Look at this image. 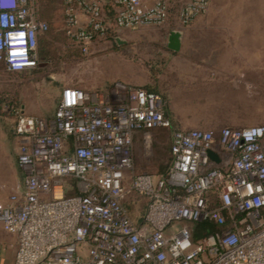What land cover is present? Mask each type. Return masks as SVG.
<instances>
[{
  "label": "built area",
  "instance_id": "obj_1",
  "mask_svg": "<svg viewBox=\"0 0 264 264\" xmlns=\"http://www.w3.org/2000/svg\"><path fill=\"white\" fill-rule=\"evenodd\" d=\"M105 1L64 0L66 34L82 52L106 31ZM210 2L182 0L177 23L191 24ZM174 3L111 0L112 26L162 25ZM47 29L37 0H0V62L34 68ZM164 104L114 81L63 87L49 116L17 110L22 183L0 200V226L17 239L14 264H264V125L175 129L165 173H136L134 136L170 127ZM134 196L145 199L140 222L125 206ZM188 221L219 230L195 243Z\"/></svg>",
  "mask_w": 264,
  "mask_h": 264
},
{
  "label": "rangeland",
  "instance_id": "obj_2",
  "mask_svg": "<svg viewBox=\"0 0 264 264\" xmlns=\"http://www.w3.org/2000/svg\"><path fill=\"white\" fill-rule=\"evenodd\" d=\"M181 1L175 0L164 24L114 29L96 38L86 53L62 31L61 0L37 1L38 14L45 12L50 25L43 46L45 57L38 56L37 65L23 72H10L0 63V198L22 183L15 155L17 137L12 133L17 110L49 116L66 86L102 89L122 81L148 86L163 97L172 125L151 131L149 152L141 140L135 143L136 173L167 169L175 129L201 128L216 134L226 126L264 125V0H249L250 12L256 5L258 15L256 39L246 34L244 23L227 21L208 28L201 16L195 19L182 36L181 46L202 51L189 55L188 62L184 56L176 60L168 48L169 33L182 29L175 17ZM135 200L128 209L137 220L145 200ZM184 224L176 223L178 227ZM5 234L0 226V241ZM4 247L0 245L1 264H5Z\"/></svg>",
  "mask_w": 264,
  "mask_h": 264
},
{
  "label": "crops",
  "instance_id": "obj_3",
  "mask_svg": "<svg viewBox=\"0 0 264 264\" xmlns=\"http://www.w3.org/2000/svg\"><path fill=\"white\" fill-rule=\"evenodd\" d=\"M226 1H228V0H211L210 6H209L206 14L199 15V16H201L202 21L203 20L206 21V25L208 28L209 27L210 28L217 27L220 23H225L227 21L228 22L232 21V23H233V21H237L238 23H244L245 24L244 31L246 32V34L250 38L256 39L257 33H258V29H257V25H256L257 16H258L256 14V5L254 7L252 5L253 9H252V12H250L251 6L249 4V0H230V2H231L230 4L227 3ZM199 16H197L195 19H197ZM235 16L238 17L237 20L234 19ZM85 18L86 17L84 14L79 15V19L81 21H84ZM215 24L217 26H213ZM179 27H181L182 29H179L178 31H180L181 35L183 36L184 33L186 32V30L190 27V24L186 25V26H180L179 25ZM230 29H231V31L234 30L233 27H231ZM181 39H182V37H181ZM169 51L174 57H176V60L181 59L180 57L184 56L183 57L184 61L188 62V61H190L189 55H192L194 53H201L202 50H201V48H189V47H183L180 45L178 50L169 49ZM206 52L211 53L209 50H206ZM253 67H254V65H253ZM235 69L240 70V66H237ZM12 133H13V135H15L17 137V146L15 149V155H16L17 148L19 145V138L14 132V125L12 128ZM139 140H141V142L143 143L144 149L147 152H149L152 149L151 132L149 134L137 133L134 136L133 156H134V145ZM20 186L21 185H17L15 189L19 188ZM7 196L0 198V200H5L7 198ZM137 197H139V196L130 197L125 201V206H126L128 211H129L128 205L135 204V202H136L135 199ZM141 198H143V197H141ZM144 209H145V207H144ZM143 212H144V210H143ZM129 214H130V212H129ZM141 216L137 220H134V219L133 220L135 222H140ZM16 241H17L16 236L9 234V233H6L4 235L2 241H0V245L2 244L5 246L3 249V254H1L2 260L3 259L5 260V264H14V253H15V248H16ZM0 264H1V262H0Z\"/></svg>",
  "mask_w": 264,
  "mask_h": 264
},
{
  "label": "trees",
  "instance_id": "obj_4",
  "mask_svg": "<svg viewBox=\"0 0 264 264\" xmlns=\"http://www.w3.org/2000/svg\"><path fill=\"white\" fill-rule=\"evenodd\" d=\"M41 3H43V0H41ZM61 10H62V31H63V33L66 36H68L66 34V30L64 28V19H65V13H64L65 2H64V0H61ZM104 16H105V21H106V26L107 27H106L105 33L102 36H106V35H108L110 32H112L114 30V28L112 26L113 17H114V9H113V6L111 4V0H106L105 1V4H104ZM39 17L41 19L45 20L48 23V21L46 20L47 16L45 15V12H41ZM49 30H50V25L48 23L47 31L43 35L38 37V40H37V53H38L39 59L45 57V53L46 52H45L43 46H44V41H45L46 35L49 32ZM95 37L98 38L97 34L95 35ZM0 63H3V62H0ZM21 72H23V71H21ZM142 87L145 88L148 91L156 92L154 89L149 88L148 86H142ZM156 93H158V92H156ZM164 110H165V115L170 120V127H171V125H172L171 118H170V115L167 112L165 104H164ZM165 171L162 172V173H156V174H163V173H165ZM187 226H188L189 231H190L191 239L195 243L199 242L204 235H207V234H210V233H212L214 231L219 230V226H217L216 224H214L211 221H202V222H189L188 221L187 222Z\"/></svg>",
  "mask_w": 264,
  "mask_h": 264
},
{
  "label": "water",
  "instance_id": "obj_5",
  "mask_svg": "<svg viewBox=\"0 0 264 264\" xmlns=\"http://www.w3.org/2000/svg\"><path fill=\"white\" fill-rule=\"evenodd\" d=\"M181 37L180 31L172 30L168 36V48L171 50H178L181 45Z\"/></svg>",
  "mask_w": 264,
  "mask_h": 264
}]
</instances>
